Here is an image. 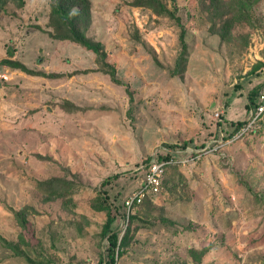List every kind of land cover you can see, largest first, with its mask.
<instances>
[{"label":"rangeland","instance_id":"374dc122","mask_svg":"<svg viewBox=\"0 0 264 264\" xmlns=\"http://www.w3.org/2000/svg\"><path fill=\"white\" fill-rule=\"evenodd\" d=\"M88 1L85 35L119 84L93 53L50 36L65 34L52 0H0V264H99L103 193L128 239L115 264H195L202 249L201 264H264V117L234 126L264 83V0L226 40L206 8L228 0H160L184 30L179 67L175 20L134 0ZM170 159L160 192L128 210L147 164ZM49 179L66 184L50 194L38 184Z\"/></svg>","mask_w":264,"mask_h":264},{"label":"trees","instance_id":"16d2710c","mask_svg":"<svg viewBox=\"0 0 264 264\" xmlns=\"http://www.w3.org/2000/svg\"><path fill=\"white\" fill-rule=\"evenodd\" d=\"M19 7H22L24 0H16ZM53 4L51 7V23H56L64 30L65 34L60 35H50L53 39L57 40H69L72 43L79 45L87 51L93 53L98 60L101 61L102 72L111 78V81L115 84H119V81L115 78V70L109 66L104 58L105 53L102 50L101 45L98 42L92 41L88 38L85 33L90 25L91 13H90V3L88 0H52ZM259 0H228L221 1L219 5L213 7L209 6L207 10V18L210 23V30L213 34H216L221 40H226L230 36V31L235 25V23L248 22L249 12L252 6ZM131 5L133 7L146 8L151 10L157 15L165 14L169 18L175 20V23L181 28V33L179 36V41L181 44V52L179 56V61L177 63L179 67V62L184 61L186 44L184 41V30L181 26L179 19L175 17L173 13H170L165 9V6L160 0H134ZM2 64L7 67L20 70L31 76H42L48 78H59L62 75L57 74H37L32 71L27 70L22 64L10 60H3ZM264 66V65H261ZM257 93L255 89L248 93L247 100L249 104L247 109L254 110L257 106ZM245 123L234 124L235 130L238 131ZM232 125V124H231ZM203 146V145H202ZM168 158V157H167ZM44 190H48L50 194H56L58 188L65 185L66 182L57 179H49L38 183ZM256 196L255 193H252ZM260 197V196H258ZM261 198V197H260ZM93 209L96 211L104 212L105 221L102 225L101 236L105 238L107 242L106 255L102 257L99 264H115L116 259H118L124 252L127 246L128 239L126 233L119 237L117 230L113 227L116 220L124 216L121 214L119 209L111 206L108 203L106 195L103 193L99 197L97 204L93 205ZM13 214L16 224L21 227V229L26 230L28 227V221L26 216L21 211H14L10 209ZM134 216H131L129 222L134 220ZM207 252V249H202L200 251L191 250L190 254L195 264H201V259Z\"/></svg>","mask_w":264,"mask_h":264},{"label":"built area","instance_id":"2783aa9c","mask_svg":"<svg viewBox=\"0 0 264 264\" xmlns=\"http://www.w3.org/2000/svg\"><path fill=\"white\" fill-rule=\"evenodd\" d=\"M0 79L7 80V77L0 76ZM263 117H264V83L261 85L257 93L256 108L249 112V117L246 123L241 127L240 130L243 131L251 127V125H253L256 122V120H258L259 118H263ZM192 159H193L192 157H189L179 162L185 164ZM174 163L175 161L171 159L169 161L154 160L148 163L146 172L144 175V180L142 181L140 188L138 189V192L130 196L125 201L126 208L130 210L134 205L140 204L143 198L145 197L146 193L153 194V195L159 193L161 190V181L164 176L165 169L168 165L174 164Z\"/></svg>","mask_w":264,"mask_h":264},{"label":"crops","instance_id":"0c3cea01","mask_svg":"<svg viewBox=\"0 0 264 264\" xmlns=\"http://www.w3.org/2000/svg\"><path fill=\"white\" fill-rule=\"evenodd\" d=\"M257 93H258V91H257ZM247 96H248V95H247ZM256 99H257V96H256ZM247 102H248V100H247ZM248 104H249V102H248ZM248 104H247V105H248ZM248 110H249V109H248ZM250 111H251V109L249 110V112H250Z\"/></svg>","mask_w":264,"mask_h":264}]
</instances>
